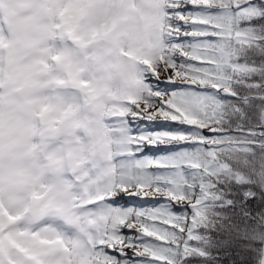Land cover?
Returning a JSON list of instances; mask_svg holds the SVG:
<instances>
[{
	"label": "snow or ice",
	"instance_id": "snow-or-ice-1",
	"mask_svg": "<svg viewBox=\"0 0 264 264\" xmlns=\"http://www.w3.org/2000/svg\"><path fill=\"white\" fill-rule=\"evenodd\" d=\"M0 264H264V0H0Z\"/></svg>",
	"mask_w": 264,
	"mask_h": 264
}]
</instances>
